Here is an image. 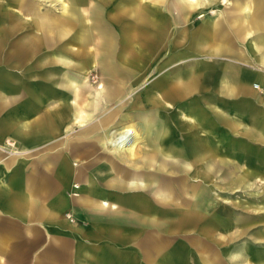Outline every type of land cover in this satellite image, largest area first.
<instances>
[{
	"label": "rangeland",
	"instance_id": "rangeland-1",
	"mask_svg": "<svg viewBox=\"0 0 264 264\" xmlns=\"http://www.w3.org/2000/svg\"><path fill=\"white\" fill-rule=\"evenodd\" d=\"M20 1L0 0L2 87L11 89L16 82L19 91L29 95L30 71L45 63L59 71L57 77L63 84H67L68 74L77 79L74 89L66 88L65 97L71 98L77 90L75 109L91 115L82 123L85 126L74 123L68 130L60 127L37 138L33 134L30 152L9 141L3 151L29 153L33 161L29 169L34 173L37 162L47 159L49 149L58 153L53 148L62 147L59 151L64 150L65 156L59 173H63L58 177L70 184L74 172L68 171L67 162L72 159L68 147L72 137L66 132L76 133L84 127L76 140L91 143L89 133L100 128L97 119L120 107L110 128L123 123L135 128V156L121 157L132 170L106 158L102 171L108 177L106 182L138 190L140 196H123L122 200L140 203L148 223L153 208L162 210L158 219L162 220L164 259L171 264H205L202 256L214 255L211 264H264L260 261L264 259V0H62L66 9L59 0H23V7ZM122 25L129 32L124 33L128 40L123 42ZM20 47L23 53H19ZM61 55L72 63L56 62ZM83 61L87 64L84 70L75 68ZM178 72L191 83L187 93L177 87L174 76ZM58 88V84H49L47 91ZM106 91L108 101L102 95ZM149 93L158 95L161 104L138 105ZM46 99L43 108L48 113H42L51 117L57 102L53 97ZM25 107L18 109L23 113L30 108ZM68 114L73 123L72 112ZM33 118L32 114L27 120ZM197 120L206 131L193 125ZM166 123L173 133L164 145L175 151L169 160L175 165L170 168L166 160L169 165L156 171L163 157L157 150L156 135ZM60 134L65 145L61 140L48 142ZM188 139L204 146L200 158L188 151ZM140 167L146 176L138 173ZM137 177L148 185L134 189L114 183ZM156 183L163 191L162 201L153 193ZM74 186L76 191L78 185ZM184 212L190 213L185 217L188 223L176 222L177 217L187 216ZM250 252L251 257H246ZM242 255L246 259L240 260ZM1 264L10 262L2 260Z\"/></svg>",
	"mask_w": 264,
	"mask_h": 264
},
{
	"label": "crops",
	"instance_id": "crops-1",
	"mask_svg": "<svg viewBox=\"0 0 264 264\" xmlns=\"http://www.w3.org/2000/svg\"><path fill=\"white\" fill-rule=\"evenodd\" d=\"M59 2H61V7L66 9V4L62 0ZM19 5L23 7L24 1L21 0ZM25 12L30 13V11ZM35 14L40 13L35 12ZM258 21L262 24L260 18ZM51 22L48 20L46 24L50 26ZM124 28L125 26L121 31L122 42L125 38L128 40L124 33L128 34L129 32ZM23 49L20 47L19 53H23ZM261 50L264 51V45ZM82 63L76 65L75 68L84 70L83 67L87 64L85 61ZM58 72L45 63L34 65L29 74L32 81V91L29 95L26 92H20V87L16 82L11 83V85L15 84V87L4 89L2 87L3 80H0V264L2 260L9 261L10 264L14 261L24 260L27 264H171L163 257L162 220L158 219L161 217L162 210L158 207L153 208L151 211L153 217L148 223L145 208H142L140 203H130L131 201L123 203L122 200L123 196L129 198L135 195L140 196L137 195L138 190L125 186L120 188L106 182L107 176L102 171L101 163L106 158L112 160L122 169L132 170L129 163L121 157L132 159L135 156L137 139L132 152L125 147L115 148L106 141V138L115 129L126 126H131L138 138L132 124L123 123L124 125L110 128L114 123L110 122L118 114L120 107L97 119L96 122L100 128L89 133L94 143H80L82 141L80 138L78 139L80 142L76 140L77 137H80L84 127L75 130L76 133H73L74 131L71 129L66 132L72 137L68 142L69 154L72 159H68L67 162L68 171L74 172L70 184L58 177V175L61 177L63 173H59V166L65 156L64 150L63 152L59 151L62 150V147L59 150L53 148L58 153H52V150L49 149L47 159L37 162L34 173L29 169L33 163L29 153L13 155L3 151L5 142L9 141L13 147L30 152L34 144L33 134L37 138L41 137L44 132H56L60 127L68 130L74 123L83 126L82 123L90 119L91 114H84L78 107V110L75 109L77 104L75 98L79 95L77 90L71 98L65 97L66 88L74 89L77 86L75 84L77 79L67 73V84H63L57 77ZM83 72L86 74V71ZM174 79L177 82V87L183 93L190 90L191 83L179 72L174 76ZM53 83L58 84L59 88L55 91H47L48 85ZM117 93L121 95L123 92L119 90ZM102 95L104 101L109 100L108 91H106V95ZM102 95L100 94L101 97ZM52 97L55 98L57 105L51 111L52 116L48 117L42 112L47 111L43 108L47 107V105L45 106L48 100L46 98ZM159 101L158 95L149 93L138 100V105L155 107V105L161 104ZM21 106H26L25 109L28 106L30 108L21 113L18 109ZM68 112H72L73 123H70ZM32 114L34 115L33 120L28 121L27 118ZM122 116L124 118L125 114ZM197 121L193 125L206 131L200 124L201 122ZM145 124L147 126L149 123ZM191 127L188 126V128ZM99 133L102 135L99 136ZM172 133V127L166 123L156 135L159 142L157 150L165 159L161 157L162 160L158 162L156 171H162L168 162L170 168H173L171 165H175L169 161L175 156V151L170 146L166 149L164 145L172 137ZM57 137H53L54 139H50L48 142L64 141L63 134ZM73 138L74 140H72ZM100 139H102L101 143H99ZM187 142L186 147L190 154L200 158L204 150L202 143L189 139ZM44 144L38 145L43 147ZM65 144L66 141L63 142V145ZM87 147L92 148L89 153L83 151ZM94 155L97 159L93 158ZM149 159L152 160V158ZM137 161L138 165L144 166L140 159ZM141 167L138 173L146 176L147 174L142 172ZM75 171L77 172L75 173ZM110 172L112 177L115 176V171ZM116 175L119 176L118 171ZM114 183L120 186L126 183L128 187L134 189L145 188L148 185L138 177L130 178L127 181L116 179ZM75 184L78 185L76 191L73 189ZM162 192L156 183L153 193H157L159 201H162ZM103 199L115 203L117 208ZM184 213L187 216L181 215V219L177 217L176 222L185 221L184 223H188L185 217H188L190 213ZM68 214H71L70 218L72 221L75 220L74 222L67 218ZM251 254L252 252L246 257H251ZM246 257L244 258L242 255L240 260H244ZM202 261L205 264H211V261H215V256H202ZM260 261L262 262L264 259Z\"/></svg>",
	"mask_w": 264,
	"mask_h": 264
},
{
	"label": "bare ground",
	"instance_id": "bare-ground-1",
	"mask_svg": "<svg viewBox=\"0 0 264 264\" xmlns=\"http://www.w3.org/2000/svg\"><path fill=\"white\" fill-rule=\"evenodd\" d=\"M56 61L64 66H68L72 63V60L68 56H58ZM80 68V67H79ZM84 68V67H83ZM137 136L131 126L115 129L107 138L108 144L115 148L125 147L132 152L133 144ZM120 150V149H119ZM198 156V155H197ZM196 158V157H195ZM195 205V204H194ZM246 254V253H245ZM248 254V253H247ZM249 258V257H248Z\"/></svg>",
	"mask_w": 264,
	"mask_h": 264
}]
</instances>
